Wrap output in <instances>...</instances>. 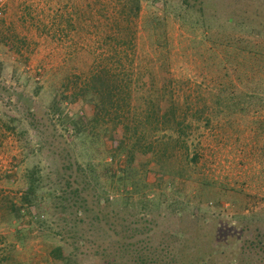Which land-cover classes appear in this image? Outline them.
I'll list each match as a JSON object with an SVG mask.
<instances>
[{
  "label": "rangeland",
  "instance_id": "rangeland-1",
  "mask_svg": "<svg viewBox=\"0 0 264 264\" xmlns=\"http://www.w3.org/2000/svg\"><path fill=\"white\" fill-rule=\"evenodd\" d=\"M135 1L133 16L128 0H0V264H122L134 254L180 264L208 253L222 226L233 229L236 264H247L243 242L264 232V101L245 113L210 103L235 79L223 68L249 65L264 0H196L191 13L180 0ZM194 38L213 42L212 61ZM232 38L243 42L221 44ZM104 69L157 87L174 81L167 98L190 93L209 107L190 120L188 150L164 169L149 150L127 168L111 146L119 118L92 121L86 86Z\"/></svg>",
  "mask_w": 264,
  "mask_h": 264
},
{
  "label": "trees",
  "instance_id": "trees-1",
  "mask_svg": "<svg viewBox=\"0 0 264 264\" xmlns=\"http://www.w3.org/2000/svg\"><path fill=\"white\" fill-rule=\"evenodd\" d=\"M131 1V15L135 16L139 10V5L135 0ZM196 0H180V10L183 13H191L194 11L195 6L192 4ZM202 13V8L198 9ZM203 16V15H202ZM179 19L180 15H178ZM156 23L161 20L155 18ZM255 21V20H254ZM183 22L184 19H183ZM256 22V21H255ZM246 23V21H245ZM184 24V23H183ZM189 24V25H188ZM190 28H199L200 23L185 22ZM256 30L262 34L260 41L251 45V48L246 47L249 65L241 67L239 64H229V67L223 68L224 79L229 78L231 72L235 76L233 81L221 82L215 88L216 92L211 94V105L221 108V110H228L231 113L240 112L245 113L255 109L254 99L264 101V21H259L256 25ZM208 42L210 36H202ZM243 42L241 39H227L221 44L232 49L238 48L239 44ZM204 42L197 38L192 40L194 48L197 45H202ZM211 46L200 51V56L207 55V59L212 61L215 58L213 50V42ZM218 46V45H217ZM230 54V53H229ZM225 58V57H224ZM174 81L168 82L166 87L161 84L159 87L154 86L153 83H146L141 79H132V75L125 73H110L108 69L99 71L93 75L86 86L87 93L92 94L96 102L94 103L93 122H98L101 117H108L115 115L119 118L120 127L113 129L110 133L112 150L120 152L125 155L124 163L127 168L141 166L144 163H136V156L152 151V154H157L158 158L163 160L160 163L161 169H164L163 162L167 158L173 157L178 148H185L188 150L187 140L192 134L193 125L191 119L202 120L205 111L209 107L206 105L199 106L200 101L196 98L191 101L190 93L185 95L184 98H175L167 94L168 85L171 86ZM175 88L181 86L179 83L174 82ZM187 84V83H186ZM201 83L195 84L196 89H200ZM197 90V91H198ZM174 92V91H173ZM228 93L227 96L222 97L221 93ZM198 96V95H197ZM239 97H244L240 99ZM223 98V99H222ZM246 98H248L246 100ZM262 98V99H261ZM195 104V105H194ZM262 104H264L262 102ZM262 107V105H259ZM218 110V109H217ZM180 112V114H179ZM208 121V119H207ZM158 145L159 150L155 152L154 146ZM172 150V151H171ZM153 151L155 153H153ZM189 158V157H188ZM195 156L191 157L190 161H194ZM16 213L20 212V208H16ZM232 228L229 226H222L221 229L216 230V234L212 236L213 241H210V251L201 252L198 250L188 252L184 259L188 261L180 264H211L209 258L219 254L226 264H236L239 262L238 257L233 258L236 253V247L230 242ZM186 234H179V237H185ZM241 237V235L239 236ZM188 237L184 239L187 240ZM192 238V237H191ZM196 237H194L195 239ZM193 242V241H190ZM246 251L255 252L258 256L254 259L250 258L247 252V264H264V232L256 229L250 237L246 239L243 244ZM244 253V255H245ZM206 254L207 256H204ZM199 255L198 259L195 258ZM178 254L174 255L176 258ZM244 258V257H243ZM122 264H157L159 260L151 259L150 256L134 254L130 258H125ZM251 262V263H250ZM165 260L161 264H168Z\"/></svg>",
  "mask_w": 264,
  "mask_h": 264
}]
</instances>
